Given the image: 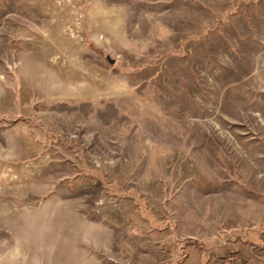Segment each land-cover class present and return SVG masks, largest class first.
Here are the masks:
<instances>
[{
  "label": "rangeland",
  "instance_id": "obj_1",
  "mask_svg": "<svg viewBox=\"0 0 264 264\" xmlns=\"http://www.w3.org/2000/svg\"><path fill=\"white\" fill-rule=\"evenodd\" d=\"M0 264H264V0H0Z\"/></svg>",
  "mask_w": 264,
  "mask_h": 264
}]
</instances>
